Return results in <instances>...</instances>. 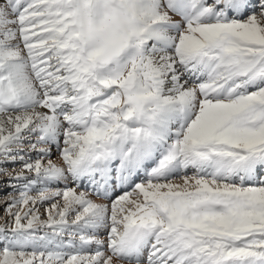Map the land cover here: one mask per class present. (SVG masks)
Masks as SVG:
<instances>
[{"label": "snow or ice", "instance_id": "1", "mask_svg": "<svg viewBox=\"0 0 264 264\" xmlns=\"http://www.w3.org/2000/svg\"><path fill=\"white\" fill-rule=\"evenodd\" d=\"M0 178V264H264V0H0Z\"/></svg>", "mask_w": 264, "mask_h": 264}, {"label": "rangeland", "instance_id": "2", "mask_svg": "<svg viewBox=\"0 0 264 264\" xmlns=\"http://www.w3.org/2000/svg\"><path fill=\"white\" fill-rule=\"evenodd\" d=\"M5 167H8L9 169H11L13 167V165L8 164V165H4ZM15 167H19V164L15 165ZM6 182L3 180V178H0V187H2ZM8 191H11V189H5L3 192H0V199H2L3 195H5ZM43 209H41L42 211ZM3 216V208L0 207V217Z\"/></svg>", "mask_w": 264, "mask_h": 264}, {"label": "bare ground", "instance_id": "3", "mask_svg": "<svg viewBox=\"0 0 264 264\" xmlns=\"http://www.w3.org/2000/svg\"><path fill=\"white\" fill-rule=\"evenodd\" d=\"M56 156H57V154H56V152H55V149L53 150V155H52V159H56Z\"/></svg>", "mask_w": 264, "mask_h": 264}]
</instances>
